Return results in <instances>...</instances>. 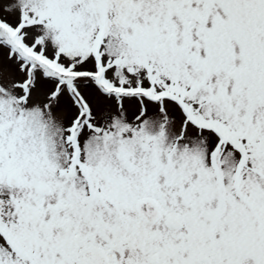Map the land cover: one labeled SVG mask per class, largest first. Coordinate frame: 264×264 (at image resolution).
Masks as SVG:
<instances>
[{"label": "snow or ice", "instance_id": "1", "mask_svg": "<svg viewBox=\"0 0 264 264\" xmlns=\"http://www.w3.org/2000/svg\"><path fill=\"white\" fill-rule=\"evenodd\" d=\"M0 264H264V0H0Z\"/></svg>", "mask_w": 264, "mask_h": 264}]
</instances>
